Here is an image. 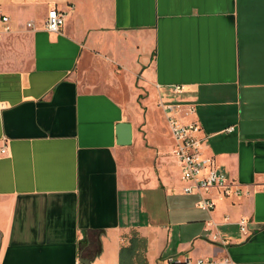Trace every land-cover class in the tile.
Masks as SVG:
<instances>
[{"label":"crops","instance_id":"0c3cea01","mask_svg":"<svg viewBox=\"0 0 264 264\" xmlns=\"http://www.w3.org/2000/svg\"><path fill=\"white\" fill-rule=\"evenodd\" d=\"M0 12V264H264V0H0ZM173 84L241 189L213 195L211 212L181 192L154 104Z\"/></svg>","mask_w":264,"mask_h":264},{"label":"built area","instance_id":"2783aa9c","mask_svg":"<svg viewBox=\"0 0 264 264\" xmlns=\"http://www.w3.org/2000/svg\"><path fill=\"white\" fill-rule=\"evenodd\" d=\"M65 21L63 10L52 6L47 10L45 19V29L51 32H57ZM0 22L4 31H10L9 17L0 12ZM27 22V26H31ZM185 89L184 84H173L170 86V93L173 98H160L161 108L168 125L172 140L171 155L179 166V179L181 192L190 195H197L196 205L208 212L215 207L213 195L223 199L232 195L240 194L241 189L238 182L232 178L217 163L212 154L205 152L203 148L206 136L202 134L200 123L191 119L195 108L191 103L176 99L174 96L181 94ZM227 131H232L233 126H228ZM6 147H0V154L6 152ZM239 231L247 237L250 234L248 220L241 217L236 222ZM214 237H216L214 235ZM224 242V241H222ZM172 261V258L168 259ZM188 258L184 260H174L177 263H187ZM229 258H224L216 264H225ZM197 264L203 263L202 259L196 260Z\"/></svg>","mask_w":264,"mask_h":264},{"label":"water","instance_id":"95a60500","mask_svg":"<svg viewBox=\"0 0 264 264\" xmlns=\"http://www.w3.org/2000/svg\"><path fill=\"white\" fill-rule=\"evenodd\" d=\"M120 126H123L124 131H123V136L121 137V141L117 142L118 144L121 145H128L132 141V130H131V123L130 122H122L120 123ZM83 263L88 264V259L83 258L82 260Z\"/></svg>","mask_w":264,"mask_h":264},{"label":"rangeland","instance_id":"374dc122","mask_svg":"<svg viewBox=\"0 0 264 264\" xmlns=\"http://www.w3.org/2000/svg\"><path fill=\"white\" fill-rule=\"evenodd\" d=\"M144 95H145V92L144 91H142V93L140 94V98H144ZM160 98H161V96H158V98H156V100L154 101V104L156 105V106H158L159 108L161 107L160 105H161V103H160ZM140 108H139V112L140 113H142V111H143V108H142V105H141V103H140V106H139ZM153 112V111H152ZM150 116H151V119L152 120H154L155 118H157V119H159L161 116H160V112H154V113H150ZM165 132V131H164ZM166 133V132H165ZM161 137H162V139H164L165 138V136H162V134L161 133H156L155 135H154V138H153V140L154 141H161L162 139H161ZM168 152V151H167ZM91 238H93V237H91Z\"/></svg>","mask_w":264,"mask_h":264},{"label":"trees","instance_id":"16d2710c","mask_svg":"<svg viewBox=\"0 0 264 264\" xmlns=\"http://www.w3.org/2000/svg\"><path fill=\"white\" fill-rule=\"evenodd\" d=\"M98 248H99V241L97 239L90 241V251L95 253L98 250Z\"/></svg>","mask_w":264,"mask_h":264}]
</instances>
